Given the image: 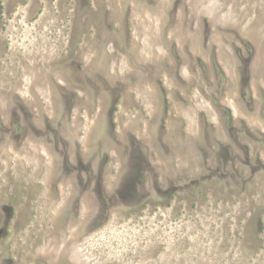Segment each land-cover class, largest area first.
Wrapping results in <instances>:
<instances>
[{
	"label": "rangeland",
	"instance_id": "1",
	"mask_svg": "<svg viewBox=\"0 0 264 264\" xmlns=\"http://www.w3.org/2000/svg\"><path fill=\"white\" fill-rule=\"evenodd\" d=\"M0 264H264V0H0Z\"/></svg>",
	"mask_w": 264,
	"mask_h": 264
}]
</instances>
